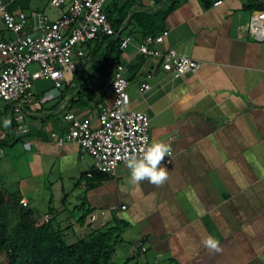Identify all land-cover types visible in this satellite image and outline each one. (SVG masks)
<instances>
[{"label": "crops", "instance_id": "obj_1", "mask_svg": "<svg viewBox=\"0 0 264 264\" xmlns=\"http://www.w3.org/2000/svg\"><path fill=\"white\" fill-rule=\"evenodd\" d=\"M141 3L148 14L160 8L154 0ZM244 3L223 0L204 9L198 0H181L166 17L161 47L201 63L199 71L179 79L139 55L145 34L136 22L122 26L121 37L132 42L117 63L126 65L131 107L149 117L151 143H166L174 155L171 165H161L169 177L159 187L147 180L133 184L125 163L105 176L81 146L51 138L67 130L68 111L98 125L101 108L113 100L114 73L106 83L95 74L111 62L83 75L87 62H99L87 53L74 64L78 84L34 92L25 136L10 134L4 127L9 107L0 111L6 133L0 162L9 157L19 170L20 189L52 195L51 205L54 195L61 200L40 223L56 222L67 234L79 226L84 237L101 225L122 224L113 264H264V41L248 35L254 12ZM10 184L0 187L5 199L16 194ZM16 195L33 209L25 194ZM208 235L221 251L204 247Z\"/></svg>", "mask_w": 264, "mask_h": 264}, {"label": "built area", "instance_id": "obj_2", "mask_svg": "<svg viewBox=\"0 0 264 264\" xmlns=\"http://www.w3.org/2000/svg\"><path fill=\"white\" fill-rule=\"evenodd\" d=\"M14 1L0 0L1 19L14 35L12 40H0V111L8 106L9 133L25 136L29 129L24 122L27 107L34 100L36 81L49 79L55 89L61 90L68 74L62 67L66 65L74 70L73 58H86L90 44L101 43L106 38H118L120 50L124 51L132 39L121 37L122 28L119 32L114 30L104 11L108 0H71L68 13L56 21L40 12H11L9 7ZM68 1L51 0L50 6L61 8ZM246 31L253 39L264 41V11L252 14ZM166 35L165 31L156 36H146L138 46L139 55L154 61L175 79L199 71L201 63L197 60L176 49L164 50L161 47ZM33 66H38V69L32 70ZM151 77L149 74L147 79ZM129 85L126 65L119 62L115 65L112 82L113 100L101 108L98 125L94 127L91 121L81 120L74 112L68 111L65 115L67 130L62 134L52 132L51 138L59 144H78L94 158L97 171L113 176L118 166L125 163L126 157L139 155L151 143L149 117L131 107ZM150 88L149 83L143 86L144 91ZM5 140L6 133L0 128V155L5 153L2 146ZM173 157L171 151L161 165H171ZM87 176L91 177V173ZM20 204L28 207L25 199H20ZM106 214L105 211L100 213L101 216ZM98 216L92 215L91 221L95 222ZM145 250L142 248L143 252Z\"/></svg>", "mask_w": 264, "mask_h": 264}, {"label": "trees", "instance_id": "obj_3", "mask_svg": "<svg viewBox=\"0 0 264 264\" xmlns=\"http://www.w3.org/2000/svg\"><path fill=\"white\" fill-rule=\"evenodd\" d=\"M180 1L154 0V8H160L148 14L141 10V0H112L105 5L104 11L116 32L127 21L136 22L145 37L156 36L164 32L166 17L177 8ZM198 1L204 9H209L223 0ZM244 1L246 11H264V0ZM104 43H107L106 47ZM119 43L118 38H106L101 43L90 44L88 57L92 61L99 59V64L111 62L108 68L112 67L122 54ZM87 216L88 213H85L81 220L85 221ZM39 217L35 209L22 206L16 194L8 199L0 194V264H113L122 224L101 225L92 229L86 237L68 244L62 229L51 221L40 223ZM3 256L5 261L1 260Z\"/></svg>", "mask_w": 264, "mask_h": 264}, {"label": "rangeland", "instance_id": "obj_4", "mask_svg": "<svg viewBox=\"0 0 264 264\" xmlns=\"http://www.w3.org/2000/svg\"><path fill=\"white\" fill-rule=\"evenodd\" d=\"M7 1V0H5ZM112 0H108L106 4L110 3ZM51 0H15L13 4L10 5L9 10L11 12L14 11H23L27 14H31L33 12H40L45 15H47L51 20L56 21L61 18H63L69 11L71 7V0H69L63 7L61 8H52L50 6ZM14 39V35L7 29L4 22L1 19L0 15V40H12ZM80 61L77 58H73L72 62L75 64L76 62ZM88 66L86 67L85 73L83 75H90L92 74L91 69L99 70L101 68V64L97 63L94 64L92 62H87ZM107 64V63H106ZM106 64H104L106 66ZM62 68H65L68 72L67 76L65 77V85L66 84H78V81L80 80V74L78 75L77 72H74V70L71 67L63 66ZM32 70H37L38 66H33L31 68ZM80 70V67L78 68ZM77 70V71H78ZM80 72V71H79ZM113 68H105L103 71H99L95 74V77L100 78L101 81L109 82V80L113 76ZM92 76V75H90ZM91 78V77H90ZM54 88V84L49 79H40L35 82V88L34 92H39L40 94L47 92L48 90H51ZM87 96H89L88 90H85L84 93ZM83 102H86L87 98L82 99ZM18 138V137H17ZM20 147L22 146L21 143L18 144ZM10 153V149L8 151ZM9 158V157H8ZM7 157L3 159L0 162V187L1 185L4 186V184L10 182L11 184L8 186V188L13 191L14 193L20 195L25 194L30 200L31 204L33 206V209H35L38 213V215H43L50 211V198H52V195L50 194H36L28 193L26 188L20 189L19 187V170L16 169L15 165L12 161H10ZM23 192V193H22ZM53 202L51 207H58L59 204H61V200L59 199L58 195H54ZM54 226L57 228H61L64 232L65 241L68 244H73L80 238H83L85 235H83L82 231L80 230L79 226H76V233H73L74 230L71 229L69 233H65L66 229L64 226H58L56 222H53ZM2 261H5L4 256L1 257Z\"/></svg>", "mask_w": 264, "mask_h": 264}, {"label": "clouds", "instance_id": "obj_5", "mask_svg": "<svg viewBox=\"0 0 264 264\" xmlns=\"http://www.w3.org/2000/svg\"><path fill=\"white\" fill-rule=\"evenodd\" d=\"M10 125L11 120L6 118L4 127L7 128ZM169 155H171L169 145L161 141H153L143 148L139 155L126 157L125 164L129 169L130 181L133 184H139L147 180L156 187L163 185L168 180L169 171L161 164ZM202 243L209 250L221 251L219 242L211 235L206 236Z\"/></svg>", "mask_w": 264, "mask_h": 264}]
</instances>
